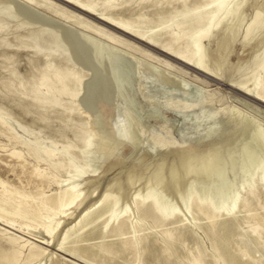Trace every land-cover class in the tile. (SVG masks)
Returning a JSON list of instances; mask_svg holds the SVG:
<instances>
[{
    "label": "rangeland",
    "instance_id": "obj_1",
    "mask_svg": "<svg viewBox=\"0 0 264 264\" xmlns=\"http://www.w3.org/2000/svg\"><path fill=\"white\" fill-rule=\"evenodd\" d=\"M62 1L0 0V202L6 206L0 218V264H90L57 244L80 211L111 184L120 196L119 211L131 204L136 209L134 221L141 215L136 198L153 187L181 216L175 221L160 212L134 225L136 239L129 250L114 256L121 264H147L145 237L173 241L176 227L185 222L193 236L179 243V258L198 264L196 255L204 251L217 259L210 230L232 209L237 193L243 203L231 245L244 259L259 257L264 253V0H234L218 48L216 38L196 41L218 65L219 79L186 62L195 58L191 36L196 28L175 26L194 13L205 15L216 0H75L82 8ZM99 14L129 23L135 31L126 34L139 42L99 22ZM198 29L210 27L202 21ZM73 34L79 36L75 41ZM81 42L86 49L90 42L105 49L108 60L98 69L86 64ZM111 61L119 67L108 66ZM118 72L116 85L101 84L107 74ZM241 86L261 99L241 92ZM110 130L112 139H103ZM14 152L24 166L16 164ZM257 152L251 175L244 158ZM206 163L214 169L186 170ZM67 186L82 192V205L62 221L50 244L41 243L40 236L48 238L47 225L59 221L53 206L39 209L41 192L59 193ZM191 191L214 203L216 214L201 218L193 208L188 211L184 203ZM109 214L99 220L101 228ZM239 229H255L260 243L241 237ZM102 240L96 236L83 243ZM251 247L259 252L251 255ZM162 249L169 251L163 242Z\"/></svg>",
    "mask_w": 264,
    "mask_h": 264
},
{
    "label": "bare ground",
    "instance_id": "obj_2",
    "mask_svg": "<svg viewBox=\"0 0 264 264\" xmlns=\"http://www.w3.org/2000/svg\"><path fill=\"white\" fill-rule=\"evenodd\" d=\"M59 1L63 2L62 0H59ZM66 1L77 4L78 6L82 8V6L75 0H66ZM235 3L236 2L234 0H216V3L210 9L205 11V15L201 16V15L194 13L191 16H189L188 22L184 24L178 23L177 25H175L177 28H187V29L196 28L195 33L191 36V42L193 43V50H194L195 58L194 59L189 58V60L186 62L188 64L193 65L197 70L203 72L204 74H207L216 79H219L220 77V74L218 73V65L216 64V62H213L212 58L208 57L206 53L207 51L206 46H204V49L202 48L205 51L204 55L202 54V50L200 47L201 46L203 47V45L201 44H200L201 46L197 45L196 41H199L201 39L204 42V41H207L208 39L216 38L217 48H218L220 44L219 34L224 29L223 26H225V23L229 21V18L231 16V11H233ZM73 8L80 11V9L76 7H73ZM84 9L88 11L89 13H93V14L95 13V11L92 10V8L90 7H87ZM95 19L107 25L108 27L116 30L117 32H120L128 36L129 38H132L133 40H136L139 42L138 38H134L126 34V33L132 34L135 31L132 29L129 23L118 21L105 14H99L97 15V18ZM101 20L105 21L106 23ZM202 21H205L206 25L210 27L208 31H203V30L198 29ZM159 28L162 29V27H159ZM161 29H158L157 31L154 32V40L158 39L160 32L162 31ZM78 37L79 36L77 34H73L74 41L75 39H78ZM141 39H144V38H141ZM81 43L82 44H81L80 54H81V57L83 58V61L86 64L98 69L100 68L101 61L103 59L108 60L106 51L102 47H98L92 42L90 43L88 42L89 46L86 49L83 42ZM205 55H206V58L203 59L204 58L203 56ZM111 65L118 66V64H116L114 61L109 62L108 66H111ZM133 70H135V68ZM119 75H120V72H118L117 74H113V75L107 74L106 77L102 78L101 84L105 85L108 83L110 85H116L119 79ZM162 79H165V80L167 79V75L163 71H162ZM239 90L250 97H253L255 99H261L253 93V89H250L245 86H241ZM170 102H173V101H170ZM103 117L106 118L105 115ZM112 133H113L112 130L106 132V134L103 136V139H106V140L112 139L111 137ZM130 134H133V133H130ZM250 151H247L246 149L247 153L249 152L250 154H252ZM14 155H16V157L18 158V160L16 161V164L19 166H22V165L24 166L23 162L20 160L21 155L18 152H14ZM259 156L260 155L257 152L256 154H253V155H247L244 158V162L245 163L248 162L249 164L251 175L254 174V169H256L255 163ZM187 167H186L187 172L193 169L203 174L214 169V167L210 163H206L202 165L201 167H194L193 165H189V166L187 165ZM215 168L217 169V167ZM245 169H246V166H245ZM247 170H248V166H247ZM263 180H264V177H263ZM111 185L106 187V189L101 193V195L93 203H91V205L87 206L86 208L84 207V209L80 211L78 217L75 218L73 221H71V225L66 227L61 234L59 233L60 237H59V242L57 244L58 249H66L70 251L71 256H73L74 258H77L83 262L90 263V264H121L115 260L116 257L114 256H117L119 254L120 255L124 254L125 251L132 245V240L135 237L134 225L136 226L138 222H140L141 220L147 217L155 219L159 216L160 212H162V215H164L166 219L181 221L180 219L181 216H180V212L178 208L169 207L166 204L167 200L165 202L162 197V191L160 192L159 188H156V187L155 188L153 187V189H150L147 195L144 194L146 196L143 195L144 197L142 198H138V197L136 198L137 200H135V202L137 204L138 209L141 210V212L139 211L141 215L138 217L136 221H134L133 217H134V212L136 209L135 210L133 209L134 211L133 212L132 208L134 207L131 208V205H132L131 204V205H126V206L121 207L123 208V210L121 209L119 211L118 204H120L119 203L120 196L118 195L119 196L118 197L116 193H113L114 187ZM192 191L189 194L186 202L184 203L185 205L184 207L188 211H191V209L193 208L194 211L197 212L198 217H201V218L204 217L203 216L204 214L211 215V216L215 215L218 207L214 203L209 201V199L205 196L196 197ZM205 195H208V194H205ZM163 196L165 195L163 194ZM222 196L226 197L224 194H222ZM235 198L236 199L235 201H233L234 204H233L232 209L230 211L225 212V214L223 213L221 215L222 218L218 220L215 227H211V230L208 228L211 231L213 251L215 252V255L217 254L218 256L217 259L215 260L221 259L224 264H264V253H261L259 257L252 256L253 257L252 259L251 258L244 259L239 255L238 250L236 248H233L231 245L229 236L233 235L236 229L238 228V226L235 223V217H237L236 214L239 212V208L241 207V202H242L239 193H237ZM41 199L43 200V205L39 204V206L41 205L39 209H48V206H53L54 214L59 215V221L56 224L47 225L45 229L46 235L49 239L44 236L39 237L41 240V243L50 244L51 241H53L56 238L57 233L59 232L58 229L59 227H61L62 221L71 219L72 217H70L71 215L70 212L72 210H74V212L78 211V209L81 207L82 202H83L82 192L76 190L74 186H67L63 190H61L59 193L53 192L51 194L44 195L43 192H41ZM23 205H26V204H23ZM31 205H33V203H31ZM1 207L4 209H2ZM5 207L6 206H3V204H1L0 202V208L2 209L0 211V218L4 216ZM108 212H111V215L109 214V218L105 220V222H103L105 227L103 226L101 228L100 226L101 221L99 220ZM164 212H166V214H164ZM38 213H40V211H38V209L35 210V214L40 216V214ZM185 224L187 223L185 222ZM185 224L184 225L180 224L181 226L176 227L175 232L173 234V241H170V240L162 241V239L161 240L158 239L157 235L156 237H148V238L145 237V239H148L149 241V243L147 244L148 245L147 254L149 256L148 261H146L148 262L147 264H187V262L185 261V258L180 259L179 254H178L179 247H180L179 243L184 242L188 238V236L190 235L193 236L191 230ZM137 230L140 231L139 228ZM254 230L255 229L244 232L239 229V232L241 233V237L254 239L256 245H258L260 243V238L256 237V235L254 234ZM78 232L80 233L75 237V240L72 241L73 246H71L70 248L67 247L66 245L69 243L68 242L69 239L72 237L73 234L78 233ZM130 234H132V236H130ZM96 236L97 238L98 236L101 237L103 240L100 241L98 244L83 243V241L95 238ZM107 237H112L113 239L105 240V238ZM134 239H136V237ZM162 242L167 245L168 250H169L168 252H165V250L162 249ZM145 246L146 245H144V247ZM170 246H173V247H170ZM145 250H146V247H145ZM255 251L259 252L257 247H253L250 250L251 255ZM196 256H197L196 261L198 264H218L216 263L217 261L211 258V253H210V257H209V254L205 253L204 251L201 253V255H196Z\"/></svg>",
    "mask_w": 264,
    "mask_h": 264
}]
</instances>
